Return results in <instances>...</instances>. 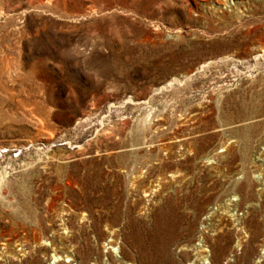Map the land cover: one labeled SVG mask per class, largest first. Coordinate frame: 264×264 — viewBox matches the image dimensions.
Here are the masks:
<instances>
[{"label": "rangeland", "instance_id": "rangeland-1", "mask_svg": "<svg viewBox=\"0 0 264 264\" xmlns=\"http://www.w3.org/2000/svg\"><path fill=\"white\" fill-rule=\"evenodd\" d=\"M201 233L264 264V0H0V264H192Z\"/></svg>", "mask_w": 264, "mask_h": 264}, {"label": "bare ground", "instance_id": "bare-ground-1", "mask_svg": "<svg viewBox=\"0 0 264 264\" xmlns=\"http://www.w3.org/2000/svg\"><path fill=\"white\" fill-rule=\"evenodd\" d=\"M182 247L189 248L188 245H184ZM190 248L194 252H196V259L193 261L192 264H199V263L200 264H214L212 247L210 246L209 240L203 233H201L200 235V243L196 245H191ZM185 249L186 248H182V250H185ZM186 257L188 258L187 253H186ZM125 264H132V263H125Z\"/></svg>", "mask_w": 264, "mask_h": 264}]
</instances>
